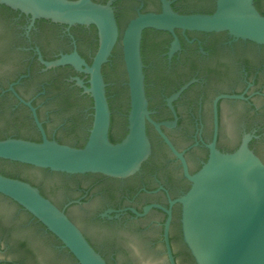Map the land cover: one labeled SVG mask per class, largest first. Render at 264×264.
I'll return each mask as SVG.
<instances>
[{
    "label": "flooded vegetation",
    "instance_id": "flooded-vegetation-1",
    "mask_svg": "<svg viewBox=\"0 0 264 264\" xmlns=\"http://www.w3.org/2000/svg\"><path fill=\"white\" fill-rule=\"evenodd\" d=\"M94 1L110 2L120 35L138 13L161 10L160 0ZM170 1L174 11L186 14L212 13L216 6V0ZM254 5L262 13L264 0H254ZM175 38L177 45L173 43ZM119 39L102 65L109 107V98L117 95L107 86L118 88L120 84L110 78L106 80L104 72L116 74L120 60L124 66L122 53L118 60ZM98 41L94 24L32 18L0 3V139H41L32 112L23 99L35 107L49 139L82 147L93 121V101L76 79H83L87 85L88 76L71 63L47 67L43 61L76 52L90 64ZM141 56L150 117L156 122L175 121L171 126L161 124L160 128L183 154L190 174L207 160L215 127V145L221 152L235 151L247 137L249 148L264 161L259 153L264 148V43L236 37L226 30L205 32L176 28L172 33L145 28ZM174 94L170 107L169 99ZM82 101L84 104L78 105ZM126 101L125 107H110L108 134L113 142L120 141L127 133L129 98ZM74 105L79 107L73 109ZM146 132L150 153L139 170L129 176L49 170L42 180L35 181L15 169L0 167V173L38 187L65 211L108 264H132L124 244L125 235L130 232L148 238L151 246L159 249L158 254L170 264L164 237L169 214L155 206L144 212L148 205H161L170 210L167 237L175 263L180 264L184 259L196 264L183 240L182 205L178 201L171 204L188 191L191 182L184 174L180 158L149 122ZM46 174L60 175V181L54 182ZM51 190L59 191L61 198H55ZM0 197L11 199L2 194ZM13 202V207L0 205V264H48L43 243L49 234L56 256L68 251L31 213ZM73 210L88 222V229L75 218ZM56 256L48 259L57 262Z\"/></svg>",
    "mask_w": 264,
    "mask_h": 264
},
{
    "label": "water",
    "instance_id": "water-1",
    "mask_svg": "<svg viewBox=\"0 0 264 264\" xmlns=\"http://www.w3.org/2000/svg\"><path fill=\"white\" fill-rule=\"evenodd\" d=\"M160 1L159 12L138 13L127 22L120 35L110 2L0 0V3L28 13L32 18L42 17L67 24H94L99 39L90 64L76 52L64 54L52 61H43L47 67L71 63L87 74V85L83 79L79 77L76 79L77 84L90 94L93 101V121L85 144L76 147L49 139L35 107L29 101L21 99L30 108L41 139L40 141L22 138L0 139V158L70 174L91 172L125 177L138 171L150 153L151 145L146 132V124L149 122L171 151L180 158L184 174L191 182L188 191L171 201V204L178 201L182 205L183 240L196 264H264V161L249 148L247 137L235 151L221 152L215 145L217 135L215 127L213 140L208 144L207 160L199 170L190 174L183 154L176 150L160 128L161 124L171 126L175 121L156 122L150 117L141 56V37L145 28L172 33L176 28L182 31L205 32L226 30L236 37L264 43V15L257 10L254 0H216L212 13L187 14L174 11L170 0ZM118 39L121 51H118V60L121 59L122 53L124 66L120 60L117 73L110 74L109 78L120 84L118 89L122 90L121 87L127 86L121 95L114 96L113 99L115 107H125L126 99L129 98V112L125 137L118 142H112L108 134L110 107L102 65L108 61ZM173 43L177 45V38ZM113 91L118 90L112 89ZM175 95L169 99L170 107H172L170 100ZM83 104L84 101L78 105ZM78 107L74 105L72 108ZM259 153L264 157V148H260ZM0 167L18 170L35 181L44 178L38 169L15 166L2 160ZM48 176L54 182L60 181V175ZM50 193L55 198H61L59 191L51 190ZM0 194L11 198L31 213L68 249L69 252L65 250L59 257L56 256L52 249V235H47L43 250L48 264H108L65 211L44 196L35 185L0 173ZM11 199L0 197V205L13 207L14 202ZM152 206L169 214L165 222L164 237L169 263L176 264L167 237L170 210L153 204L146 206L144 212ZM72 213L85 228L90 227L77 210H73ZM125 237L124 244L128 248L127 259L130 263L167 264L163 256L158 254L159 249L152 247L148 238L143 239L131 232ZM55 256L57 262L48 259ZM180 264L189 263L181 259Z\"/></svg>",
    "mask_w": 264,
    "mask_h": 264
},
{
    "label": "trees",
    "instance_id": "trees-1",
    "mask_svg": "<svg viewBox=\"0 0 264 264\" xmlns=\"http://www.w3.org/2000/svg\"><path fill=\"white\" fill-rule=\"evenodd\" d=\"M262 14L264 15V10L262 11ZM104 74H105V78H106V80H108L109 81V76H110V74L107 72V71H105L104 72ZM122 88V90L121 89H118L117 87H114V86H112V85H108L107 86V89L108 90H110V89H116V95H121L122 94V92H124L125 90H126V86L125 87H121ZM109 103H110V107H114V99L113 98H109ZM37 141H40V140H37ZM113 142V141H112ZM0 160H2V161H4V160H6V159H1L0 158ZM15 164H20V165H22V166H26V167H30V168H34V169H38V170H40L43 174L45 173V172H49V169H45V168H38V167H35V166H32V165H27V164H23V163H19V162H16V161H13ZM4 173V172H3ZM53 174H55V173H53ZM5 175V174H4ZM10 177H12V176H10Z\"/></svg>",
    "mask_w": 264,
    "mask_h": 264
}]
</instances>
